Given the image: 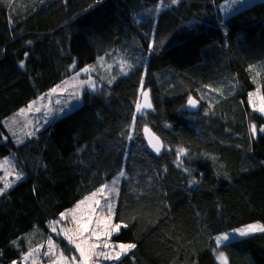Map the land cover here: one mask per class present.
<instances>
[{
	"label": "trees",
	"instance_id": "trees-1",
	"mask_svg": "<svg viewBox=\"0 0 264 264\" xmlns=\"http://www.w3.org/2000/svg\"><path fill=\"white\" fill-rule=\"evenodd\" d=\"M225 1L0 0V161L16 178L0 182V264L45 246L52 221L119 175L113 221L123 227L111 240L136 247L113 264H217L214 250L264 264V232L215 244L264 226V133L250 130L264 118L248 105L257 90L264 106V0L223 17ZM115 55L126 74L101 75L99 91L35 136L7 132L5 119ZM145 92L151 109L139 113Z\"/></svg>",
	"mask_w": 264,
	"mask_h": 264
},
{
	"label": "rangeland",
	"instance_id": "rangeland-1",
	"mask_svg": "<svg viewBox=\"0 0 264 264\" xmlns=\"http://www.w3.org/2000/svg\"><path fill=\"white\" fill-rule=\"evenodd\" d=\"M259 1L262 0L225 1L220 5L221 15L223 17L230 16ZM130 67V63L122 56L115 55L111 62L106 61L105 56L100 57L91 66L80 71H73L69 78L21 109L23 111L20 110L14 116L5 119L3 126L16 140L20 139L21 141L29 138V136H35L48 122L77 108L81 103V95L84 91H99L101 88L99 84L101 75L104 79H110L109 82L111 83L116 80L117 75L123 76L126 74ZM138 105L141 106L142 101ZM248 105L264 118V112L260 111L263 106L262 98L257 90L249 94ZM150 109L149 107L148 110ZM137 111L141 113L144 110L139 107ZM253 126L250 125L253 138L256 137L257 133H264L256 127V131L253 132ZM262 128H264V125H262ZM16 173L17 180L14 182L21 178L20 173L18 171ZM121 178L120 175L115 177L88 194L74 207L61 213L57 220L48 225L50 235L46 245L30 249L26 255L20 258L17 264H113L116 262V259H105L104 256H97V254L103 252L114 256L120 252L117 245L124 244L111 240L123 227L121 226L119 230L113 231V228L117 225L113 221V213ZM15 179L13 161L8 158L0 161L1 185L10 184ZM101 189L103 191H100ZM252 225L263 226L261 223H251L227 231L215 238L216 246L261 233L260 231H254L246 236L239 235V230ZM224 236H227L228 239H221ZM53 237L62 239L65 245L60 246ZM49 240L52 241V246L49 245ZM105 244L108 246L105 247ZM77 245L83 250V256H81L80 249L76 247ZM123 255L121 253L120 258ZM213 255L217 264H224L216 250L213 251ZM25 256H27V259H24ZM73 257H76L75 261L72 259ZM224 258L226 264H229L225 255Z\"/></svg>",
	"mask_w": 264,
	"mask_h": 264
},
{
	"label": "snow or ice",
	"instance_id": "snow-or-ice-1",
	"mask_svg": "<svg viewBox=\"0 0 264 264\" xmlns=\"http://www.w3.org/2000/svg\"><path fill=\"white\" fill-rule=\"evenodd\" d=\"M178 2H179V0H171V3H172V4H176V3H178ZM21 67H23V62H21ZM85 71H87V69H85ZM189 103H191V104L193 105V107H195V102L192 101L191 99L189 100ZM29 107H31V106H29ZM139 107H140V106L137 105V108H138V109H139ZM148 107H150V104L148 105ZM21 111H23V110H21ZM260 111H261V112H264V106H262V107L260 108ZM252 130H253V132L256 131L255 126H253V129H252ZM260 131H264V128L260 129ZM157 144H158V141H157ZM154 147H155V146H154ZM155 150H156L157 152H159V148H158V147H155ZM121 175H124V173L121 172ZM18 178H19V177H18ZM9 186H10L9 184L5 183V185H4V189L8 188ZM4 189H0V195H3V193H4ZM100 191H103V189H101ZM62 218H63V214H62ZM120 227H121V225H119V224L115 225V227L113 228V231H117V230H119ZM124 227H127V225H124ZM254 231L264 232V226H256V225L248 226V227L245 228V229H241V230H239V235H240V236H246V235H248L250 232H254ZM221 239L227 240L228 237H227V236H224V237H222ZM49 245L52 246V241H51V240H49ZM104 246L107 247L108 245L105 244ZM76 247H77L78 249H80V246H79V245H77ZM117 247L120 249V252L116 253V255H114V256H112V255H108V254H105V253H103V252L98 253L97 256H104L105 259H116V260H119V259H120V255H121V253H123V254H127V251L130 250V249L135 248L136 245H135V244H119V245H117ZM80 251H81V256H83V255H84L83 250L80 249ZM219 258H220L222 261H224V264H226V260H225L224 255H223L222 252L219 253ZM24 259H27V256H25ZM72 259L75 261L76 257H73ZM13 264H17V262H16V261H13Z\"/></svg>",
	"mask_w": 264,
	"mask_h": 264
},
{
	"label": "water",
	"instance_id": "water-1",
	"mask_svg": "<svg viewBox=\"0 0 264 264\" xmlns=\"http://www.w3.org/2000/svg\"><path fill=\"white\" fill-rule=\"evenodd\" d=\"M191 100L195 102V107H193V105L191 103H189V101H187V107L197 109V107H198L197 102L194 99H191ZM142 102L143 103L140 106L141 110L147 109L148 105L150 104V99H149V93L148 92H145L144 95L142 96ZM145 141H146V144H147L150 152H152L153 154L159 155V154H161L163 152L164 147H163L162 142L151 131H147L145 133ZM157 141H158V144H157ZM154 146L159 148V152H157L155 150Z\"/></svg>",
	"mask_w": 264,
	"mask_h": 264
}]
</instances>
